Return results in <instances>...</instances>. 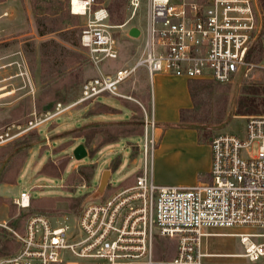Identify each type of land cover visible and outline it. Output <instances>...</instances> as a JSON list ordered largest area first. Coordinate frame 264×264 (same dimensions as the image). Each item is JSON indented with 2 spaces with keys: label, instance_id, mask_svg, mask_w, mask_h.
Masks as SVG:
<instances>
[{
  "label": "built area",
  "instance_id": "obj_1",
  "mask_svg": "<svg viewBox=\"0 0 264 264\" xmlns=\"http://www.w3.org/2000/svg\"><path fill=\"white\" fill-rule=\"evenodd\" d=\"M142 1L130 0V17L114 25L98 0H70L72 14L87 16L81 45L94 67L119 59L120 34ZM147 7L144 48L132 65L87 79L76 101L57 103L26 129L10 127L0 133V145L18 137L16 130H33L103 95L123 97L121 84L142 68L151 82L165 73L228 84L255 67L248 56L264 28L258 0H147ZM145 113L144 166L135 182L86 203L76 214L30 216L23 233L13 231L18 251L1 257L0 264H206L216 255L203 245L204 237L214 235L208 230H264V115L248 116L243 135L222 133L212 139L210 181L166 186L154 179L157 123L153 111ZM33 198L24 190L13 202L29 209ZM237 235L244 246L238 256L264 264V231ZM160 238L177 242L166 259L156 247Z\"/></svg>",
  "mask_w": 264,
  "mask_h": 264
},
{
  "label": "rangeland",
  "instance_id": "obj_2",
  "mask_svg": "<svg viewBox=\"0 0 264 264\" xmlns=\"http://www.w3.org/2000/svg\"><path fill=\"white\" fill-rule=\"evenodd\" d=\"M4 1L6 0H0V4ZM98 1L107 8L112 3V0ZM129 1L122 0L121 7L116 12L110 13L111 24L122 25L128 20L131 14ZM11 2L10 15L0 20V133L14 125H21L26 129L35 116L53 109L57 103L76 101L80 96L82 84L96 73L81 45V31L87 16L72 14L69 8L70 0H11ZM258 5L264 17L260 0ZM65 15L68 19L63 21ZM147 15V0H143L135 18L124 29L137 26L144 36L148 28ZM57 26L63 28H58L54 32L50 30ZM39 27L47 30L46 34L41 35ZM128 41L132 39L124 38L119 41L120 58L106 60L101 65L103 70L117 69L122 61L126 62L136 55L138 49L142 53L144 44H141V39L139 45L130 44ZM260 41L264 46V28L257 42ZM252 63L255 67H250L247 77L240 76L222 86L230 89L232 109L245 87H264V55H257ZM142 70L144 68L140 69ZM127 82L121 84L120 89ZM212 89V96L220 97L223 93L226 94V92L222 93L220 86H213ZM97 101L123 108L122 100L112 95H103ZM98 102L90 101L78 105L57 120L33 130L23 133V130H16L15 132L19 133L18 137L4 141L0 145V186L9 185L5 193L0 192V197L5 199L3 202L0 201V219H6L0 221V258L6 256L2 253L9 242L13 243L14 252L7 255L18 251L20 244L13 231L23 233L30 216L45 214L57 217L79 212L98 188L104 171L110 169L113 172L106 194L110 187L119 188L125 186L127 181L134 182L136 176L142 172L145 135L124 137L98 149L106 140H103L104 137L86 143L84 139L74 138L72 132L69 133L79 126L80 121L76 124V120L83 119L91 110L99 109ZM85 107L82 112H74ZM71 113L73 114L70 115ZM252 115L264 114L244 116L247 118ZM68 116H72L67 120L70 123L61 126ZM127 118V116L122 117L124 120ZM246 123L247 119L233 118L223 133L243 135ZM101 130L113 136L130 132L125 127ZM81 143L86 145L89 157L78 161L74 158L73 151ZM97 149L98 152L92 156ZM258 149L259 145L255 144L252 148L254 155H257ZM13 157H16L19 164L16 168L20 171L19 175L15 172L16 164L10 162ZM92 163L97 164V171L91 182L78 180L83 165ZM113 163L117 164L114 171V167H111ZM24 190L30 191L34 197L29 209H20L13 202L14 198L19 197ZM73 198L80 203L78 208L70 207ZM208 231L222 234L204 237V248L216 254L206 258V264H254L236 255L244 252V246L237 234L264 230L239 227ZM254 240L262 241L256 238ZM176 244L177 242L173 240L160 238L156 247L160 256L166 259L168 255L175 253Z\"/></svg>",
  "mask_w": 264,
  "mask_h": 264
},
{
  "label": "crops",
  "instance_id": "obj_3",
  "mask_svg": "<svg viewBox=\"0 0 264 264\" xmlns=\"http://www.w3.org/2000/svg\"><path fill=\"white\" fill-rule=\"evenodd\" d=\"M10 2L11 0H6L0 4V20L10 15L9 10L12 8V2ZM132 27L128 28L127 30H122V33L124 34L121 33L119 41L124 40V38H130L132 41H128V43L139 45L141 39V44H144L143 33L141 34L140 38H133L129 35L130 29ZM140 54V50L138 49L136 55L126 62L122 61L121 66H119L117 69L103 70L101 67L99 69L94 67L96 73L93 77L99 75L101 72L114 73L116 70L122 67L132 65L134 59L140 56ZM139 71L122 87V89H120V93L123 95V97L117 98L122 100L124 109L96 101L100 104L98 108H100L101 105H106L113 108L115 111L95 112L98 109L91 110V112L83 119H78L75 121L76 124L80 121L79 126L75 127L81 128L84 126V124L86 125L89 123L119 124L125 121H130L136 115L137 107H141L146 123L145 111H147L148 114L153 111V115L157 123L155 134L158 140L154 159L155 181L160 185L166 186L194 185L200 182L210 181V173L213 161L211 141L216 135L222 134L226 127L216 130L212 139H210L208 142H203L201 141L200 133L196 128L168 126L178 124L181 121V113L183 110L194 109L195 103L190 89L192 80L165 73H159L155 76L154 81L151 82L148 72L145 68L144 70L140 72ZM236 108L237 102L233 109L231 107L229 109V114L232 111V114H230L232 115V119H246V116L244 115L235 114ZM84 109H86V107L81 110L76 109L74 112H82ZM75 116L77 115L75 114ZM123 116H127L128 118L124 120L122 119ZM70 118H72V116L66 117L65 121L61 123V126L69 124L70 122L67 120ZM133 183L134 182L127 181L125 186L132 185ZM4 186L5 187H3V185L0 186V192L5 193V191H7V187L9 185ZM5 220V218L0 219V221Z\"/></svg>",
  "mask_w": 264,
  "mask_h": 264
},
{
  "label": "trees",
  "instance_id": "obj_4",
  "mask_svg": "<svg viewBox=\"0 0 264 264\" xmlns=\"http://www.w3.org/2000/svg\"><path fill=\"white\" fill-rule=\"evenodd\" d=\"M122 0H112L111 6L108 8L109 12H116L122 5ZM262 9L264 11V0H260ZM70 8V4H69ZM76 16V15H75ZM70 17V16H69ZM68 16H63V21L67 20ZM123 24V23H122ZM119 25V24H118ZM63 27H53L50 30L52 32ZM39 32L41 35L46 34L47 30L39 27ZM256 52V53H255ZM259 55H264V46L263 43L256 42L252 47L248 60L253 62L255 57ZM262 60V59H261ZM222 83L215 82L213 80H192L190 84V89L192 96L194 98L195 107L192 110H183L181 113V121L178 124L168 125L176 126L181 128H196L200 133V139L203 142H208L215 135V131L223 129L230 124L232 115L229 114L230 109V89L222 87ZM213 86H220L222 88V96H212ZM225 88V89H223ZM115 110L109 106L101 105V107L95 112H114ZM236 115H251V114H264V87L262 86H247L245 87L237 99V108ZM116 127H125L130 130L128 134H117L118 136H113L112 134H105L101 129L102 128H116ZM145 119L144 113L141 107L136 108V115L130 121H125L119 124H109V123H89L84 125L81 128L73 129L69 131L72 132L74 138H82L86 143H92L96 138H102L104 142L101 143L100 147L106 146L110 143H114L121 138L130 137V136H139L144 135ZM110 136L112 138H110ZM98 148V149H99ZM95 150L92 153V156L98 151ZM18 155V154H17ZM12 164H16V168L19 167V164L16 160V157L10 159ZM11 164V165H12ZM117 164L113 163L111 167L113 171ZM97 171V165L92 163L90 165H83L82 169L79 172V179L81 182H91L93 176ZM17 175L20 171L15 170ZM55 177H60V175H54ZM137 177V176H136ZM135 182V181H134ZM9 183V182H7ZM10 184H16L15 182H10ZM114 188L110 187L108 194L113 191ZM4 197H0V201L3 202ZM72 200V199H71ZM79 202L73 198L70 207L78 208ZM3 251L2 255H6L14 252V246L12 242H9ZM4 257V256H3Z\"/></svg>",
  "mask_w": 264,
  "mask_h": 264
},
{
  "label": "water",
  "instance_id": "obj_5",
  "mask_svg": "<svg viewBox=\"0 0 264 264\" xmlns=\"http://www.w3.org/2000/svg\"><path fill=\"white\" fill-rule=\"evenodd\" d=\"M142 31L139 27L134 26L130 29L129 35L133 38H140ZM74 158L78 161H82L89 157V151L85 144L81 143L75 147L73 151ZM112 170L108 169L103 172L100 184L96 191L89 197L86 202H91L103 198L107 192L112 178Z\"/></svg>",
  "mask_w": 264,
  "mask_h": 264
}]
</instances>
